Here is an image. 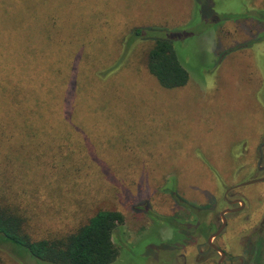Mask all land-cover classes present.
<instances>
[{
  "label": "rangeland",
  "instance_id": "obj_1",
  "mask_svg": "<svg viewBox=\"0 0 264 264\" xmlns=\"http://www.w3.org/2000/svg\"><path fill=\"white\" fill-rule=\"evenodd\" d=\"M48 1L64 5V61L82 58L80 114L73 118L83 134L69 132L48 151V116L35 127L11 102L35 93L10 97L0 84V200L27 217L34 239L73 231L96 210L120 212L113 264H216L220 256L207 249V237L176 244L177 233L160 217L194 220L176 200L210 205L202 220L212 233L228 191V200L244 206L226 215L214 244L227 264H255L264 250V180L239 185L264 179L258 170L264 149L261 157L257 150L264 141V0H11L18 15L37 6L38 23L29 32H36L38 67L32 63L28 72L38 70L37 85L47 92ZM135 28L173 42L189 74L184 87L165 89L149 74L152 43L130 40ZM67 85L61 84L64 104ZM58 158L61 165H52ZM0 259L47 264L7 244L0 245Z\"/></svg>",
  "mask_w": 264,
  "mask_h": 264
},
{
  "label": "trees",
  "instance_id": "obj_2",
  "mask_svg": "<svg viewBox=\"0 0 264 264\" xmlns=\"http://www.w3.org/2000/svg\"><path fill=\"white\" fill-rule=\"evenodd\" d=\"M12 2L0 0V84L9 90L10 97L13 91L17 95L31 91L35 93L32 100H22V102L12 100L11 102L19 105L20 115L24 111V115L35 120V127L40 124L39 121L37 122L39 116H48V151H50L54 148L53 145L59 142L58 138L65 134L69 132L83 134L81 123L73 118L80 114L78 108L80 102L78 103L76 92L81 93L80 97L82 92L81 89H76L78 82L76 69L82 58L75 57L73 64L71 60L64 61L63 52L67 43L61 36L62 26L66 22H63L62 15L59 14L64 5L54 3L53 7H49L51 1H48V18L45 20V25L48 26V92L40 83L37 85L38 70L33 69L28 72V66L32 63L38 67L39 57L35 52L37 41H34L36 32H29L31 26H36L38 23L37 6L34 4L25 10L24 14L18 15L12 9ZM259 19L262 30L260 39H262L264 38V17L260 15ZM71 28L74 27L71 26ZM149 33L142 28H135L131 31L130 38L128 37L130 40L143 39L152 43L146 56L147 71L165 89L184 87L189 80V74L177 58L173 42L168 38V40L156 39L158 35H149ZM43 34L44 32L42 36ZM83 44L86 46L85 42ZM17 51L20 52L19 55ZM119 63L117 62L114 66L117 67ZM65 80L68 81L69 89L64 104L61 84ZM95 112L97 110L88 111L85 117L92 116ZM88 150L92 159L99 163L95 152L90 148ZM63 159H56L58 163L52 165H61ZM176 202L178 207L191 212L194 220H188L179 214L173 217H160L162 222L175 230V234L177 233L176 239L172 241L176 244H184L197 237H208L212 229L206 227L202 218L204 213L210 210V205L204 207L195 203H182V200H176ZM27 221V217L17 208L0 200V245L7 244L15 250L16 255L47 264H113L119 256V249L113 242V235L123 224L124 217L118 211L96 210L73 231L43 239L33 238L28 230ZM255 264H264V250L257 251Z\"/></svg>",
  "mask_w": 264,
  "mask_h": 264
},
{
  "label": "water",
  "instance_id": "obj_3",
  "mask_svg": "<svg viewBox=\"0 0 264 264\" xmlns=\"http://www.w3.org/2000/svg\"><path fill=\"white\" fill-rule=\"evenodd\" d=\"M263 180L264 179L252 180V181L246 182L244 184H241L239 186H241V187L242 186H248V185H252V184L258 183V182L263 181ZM234 203H241V205L243 206V202H241V201H235ZM234 203H232V204H234ZM241 208L236 209V210H231V209L223 210L220 213V219H221L220 227L207 238V244L220 254V261L224 258L225 253L221 249L217 248L216 245L213 242L223 232V230H224V228L226 226V217H225V215L229 214V213H233V212L239 211ZM220 261H219V263H220Z\"/></svg>",
  "mask_w": 264,
  "mask_h": 264
},
{
  "label": "flooded vegetation",
  "instance_id": "obj_4",
  "mask_svg": "<svg viewBox=\"0 0 264 264\" xmlns=\"http://www.w3.org/2000/svg\"><path fill=\"white\" fill-rule=\"evenodd\" d=\"M263 149H264V141L262 142V143H259V145H258V153H259V155H260V157L262 156V153H263ZM258 170L259 171H261V170H264V164H263V166H261L260 165V161H259V165H258ZM227 195H228V191H226L225 192V194H224V202L226 203V205L228 206L227 208H225V209H231V210H236V209H239V208H241V207H243L244 206V203H243V206L241 205V203H234L235 201H241L240 199H233V200H228L227 199ZM232 203H234V204H232ZM225 209H223V210H225ZM222 210V211H223ZM241 210V209H240ZM239 210V211H240ZM221 211V212H222ZM239 211H236V212H239ZM220 212V213H221ZM236 212H233V213H229V214H234V213H236ZM227 215V214H226ZM226 215H225V217H226ZM221 225V224H220ZM220 227V226H219ZM218 227V228H219ZM225 228H226V226H225ZM224 228V229H225ZM216 231V230H215ZM214 231V232H215ZM224 231V230H223ZM214 232H212V233H214ZM212 233H210V235L212 234ZM223 233V232H222ZM209 235V236H210ZM208 236V237H209ZM220 236V235H219ZM207 237V238H208ZM214 243V242H213ZM206 244H207V240H206ZM217 247V246H216ZM218 248V247H217ZM207 249L209 250V251H214V252H216V253H218L217 251H215L213 248H211L208 244H207ZM225 253V252H224ZM219 254V253H218ZM219 256H220V254H219ZM183 257V260H184V256H182ZM205 261V260H204ZM219 261H220V257H219V260H218V262L216 263V264H227V256H226V253H225V256H224V258L220 261V263H219ZM202 263V262H201ZM205 263V262H204ZM182 264H187L186 263V260H184L183 261V263ZM196 264H198V263H196ZM241 264H243V261L241 260Z\"/></svg>",
  "mask_w": 264,
  "mask_h": 264
}]
</instances>
